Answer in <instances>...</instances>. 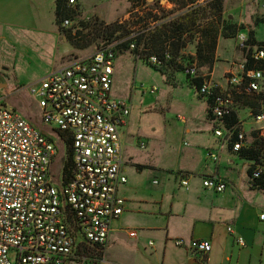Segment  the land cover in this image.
I'll return each instance as SVG.
<instances>
[{
    "label": "built area",
    "instance_id": "built-area-1",
    "mask_svg": "<svg viewBox=\"0 0 264 264\" xmlns=\"http://www.w3.org/2000/svg\"><path fill=\"white\" fill-rule=\"evenodd\" d=\"M68 3L75 5L76 0ZM68 25V20L62 23ZM135 36L134 32L130 38ZM238 38L243 50L246 39ZM116 55L114 45H107L30 87L40 120L52 127L57 141L8 108L0 97V264H111L105 259V247L111 224L124 207V199L118 195L127 181L121 172V132L129 117V106L112 95ZM136 57L162 67L156 55ZM169 57L165 53L164 59ZM250 57L254 62L264 60V49L253 51ZM183 72L192 79L201 78L198 94L210 100L212 120L222 122L236 112L233 97L222 93L212 77L200 75L195 63L185 65ZM224 78L238 95L262 93L263 72L246 69L245 60ZM155 91L151 89V93ZM251 117L264 124V111ZM262 130L260 137H264ZM228 132L234 152L250 146L241 129ZM214 135L221 137L222 132L216 128ZM66 139L71 143L73 167L70 180L63 184L60 177L54 178L51 166L57 143ZM206 157L217 160L211 152ZM250 179L264 180V161L252 169ZM181 185L187 188L188 183L183 180ZM202 185L216 193L226 187L218 177L205 178ZM259 219L264 221V214ZM237 242L243 245L241 238ZM174 244L199 255L211 251L210 242L203 240H177Z\"/></svg>",
    "mask_w": 264,
    "mask_h": 264
},
{
    "label": "crops",
    "instance_id": "crops-1",
    "mask_svg": "<svg viewBox=\"0 0 264 264\" xmlns=\"http://www.w3.org/2000/svg\"><path fill=\"white\" fill-rule=\"evenodd\" d=\"M37 1L39 0H0V42L3 28L17 26V19L26 18L30 23L25 24L24 27H31L38 32L42 31L39 24L34 22L36 12L39 15L40 11V3ZM97 1L100 0H76V4L71 7L76 9L78 6L76 11L86 15L98 13ZM155 1L142 0L143 8L152 5ZM162 1L165 2V0H159V2ZM207 1L209 0H197L196 2L203 4ZM222 1V15L232 23L238 26L242 25L244 29L234 38H224L219 35L211 71L199 74L212 77L219 84V90L222 93L234 98L238 94L235 89L227 85L224 76L234 69L235 65L244 61L243 52L239 48L238 36L242 35L247 39L249 29L255 31V26L256 28L264 26V0ZM103 2L108 4V7L101 8L107 20L117 19L119 8L122 11L121 18L126 17L130 0H103ZM119 4H122V7H119ZM166 6L164 7L166 11L175 8V5L168 0H166ZM72 26L73 23L69 22L65 29H71V35H74L73 32L77 28L72 29ZM56 29L59 40L67 41L65 32L61 33L62 31L60 32L57 26ZM45 33L48 34L49 30L47 29ZM254 38L258 43H264L257 40L255 32ZM233 40L235 43H231ZM197 42V39H194L181 51L183 58L177 60L178 64L183 65L185 62H190L197 66L195 58ZM222 43L223 49L220 46ZM225 53H230V56L226 57ZM92 54L91 48L73 47L71 52L61 57L63 64L58 65L51 72L60 70L70 62L85 59ZM121 55L123 54L116 55L114 62L112 95L117 99L124 100L129 106L127 124L121 132V172L127 181L118 189V195L124 199V207L122 214L111 224V233L105 247V259L107 258L106 260L111 264H264V221L259 219V216L264 212V189L251 187L249 183L251 179L248 181L249 187H231L236 174L238 181H242L243 172L246 170L249 175L248 171L254 163L240 158L239 153L231 149L233 138L228 130L226 133H222L221 137L215 136L213 130L212 143L205 144L206 141L201 137L204 132L201 129L205 115L209 117V103L207 99L198 94V89L192 86L183 71L170 70L167 76L160 73L162 84H153L149 87L140 83L137 93V86L133 83L136 78L133 72L135 78H132V83H129L127 87L128 94L121 91V82L118 76L122 73V67L117 63V59ZM131 56L134 58L133 55ZM139 61L145 64L143 60ZM217 63L222 66L219 76H217L215 68ZM262 82L264 85V76ZM152 88L156 89L153 93H151ZM135 94H138L137 100ZM146 94L153 95V98L151 103H148L149 106L146 107L147 111L143 112L141 105ZM124 96L127 97L124 99ZM0 97L2 98L1 95ZM239 103L235 101L234 105L237 116L241 110H245L248 117L252 118V110L247 107L240 108ZM134 104L140 105V112L143 116L153 113L148 110L159 104L164 105L168 111L172 107L175 110H178V107L182 108L183 114L176 115V119L181 125L172 124L169 119L165 118L162 124L164 129L162 136L157 135L154 142H152V136H148L151 138L149 147L150 144L153 146V143L158 145L163 139L164 145L168 143L169 138H175L176 141V139L183 140L186 136L191 135L196 139L189 149L172 150V152L175 151L178 160L171 168H162L159 161H152V154L140 155L139 151L133 147V140L139 139V136L145 132L139 120L137 124L132 119L131 109ZM253 122L248 124L250 126L248 130H245L242 127L243 122H240V129L245 133L248 143H252L251 138L247 136L250 130L260 134L264 128L263 123H256L254 120ZM132 127L136 130L130 131ZM142 141L144 140L142 139ZM225 143L228 146V152H226L235 154L238 159L225 155V147H223ZM139 147L141 149L142 145ZM207 152L216 154L217 160L208 159ZM239 164H241L240 168L237 169ZM145 169L153 172L154 170L163 171L165 175L162 184L156 179L148 181L144 173ZM208 177H218L222 180L226 185L225 190L222 193H216L203 187L202 181ZM183 180L187 181V188L181 185ZM124 186L125 191L120 194V189ZM122 194L125 195L122 196ZM123 214L134 216L132 224L135 225V228L121 226L120 217ZM227 229H231L232 232H228ZM132 231L135 232L134 236L129 235ZM237 238L242 239L243 245L238 244ZM177 240L184 242L208 241L211 244V251L208 254L199 255L190 251L186 246H175L174 242ZM150 243L152 244L150 245Z\"/></svg>",
    "mask_w": 264,
    "mask_h": 264
},
{
    "label": "rangeland",
    "instance_id": "rangeland-1",
    "mask_svg": "<svg viewBox=\"0 0 264 264\" xmlns=\"http://www.w3.org/2000/svg\"><path fill=\"white\" fill-rule=\"evenodd\" d=\"M37 2L40 3V11L39 15L36 12V15L34 16V22L39 24V28L42 29L41 32L33 30L31 27H24L25 24L27 25L30 23V21L26 18L17 19V26L13 27L12 25V27L10 28L5 27L1 31L2 40L0 42V84L3 85V88H0V95L4 100V104L8 108L16 110L30 123H32L38 130L52 138L54 141H57L56 135H54L51 131L52 127L42 124L40 120V110L37 106L36 101L32 99L29 89L32 85L36 84V82L44 79L58 65L63 64L61 57L64 54L71 52L74 46L71 44L72 42L70 41V38H68L67 34V41L59 40L57 36L58 30L56 29L57 25L55 22L54 0H39ZM96 4L98 13L95 12L93 14L89 13L88 15H86L83 14V12H77L76 9L78 6H76V9L72 8V16L68 19L71 23H73V26L71 28H77V30L73 32L75 34V41L80 45H89L86 48H91V53H94L97 50H100L101 48L107 46L104 45L105 42H103V38L99 37V35L104 31L103 29L105 27L113 23L127 22V29L130 30V38L131 34L136 30L142 28L144 25H150V23H152L154 15H160V12L157 9L159 7L164 9V7L166 6V0L165 2H159V0H156L154 5H148L145 8H143L144 3L142 2V0H130V6L127 9L126 17L121 18L122 11H120L121 8H119V17L115 20H107V18L105 17V13L101 10L102 7H108L107 2L104 3L103 0H100L97 1ZM36 6L38 5L36 4ZM119 7H122V4H119ZM225 19L227 18L222 15V20ZM254 28L257 40L260 42H264V26H260L259 28H256L255 26ZM47 29L49 30L48 34L45 33ZM67 30L70 29L68 28ZM194 39H197V41H199V37L197 35L194 37ZM231 43H235L234 40L231 41ZM98 45H100L101 47H99ZM109 45L115 46L116 42H113ZM220 46L222 47V49L224 48L223 43ZM119 54L120 53L118 52L117 56ZM121 54L123 55L119 56L117 59V63L122 67V73L118 76L121 82V91L128 94L127 87L129 83H132V78L135 77L136 78L133 83L137 86L136 93L139 92L138 89L140 83L149 87L150 85H157L158 83H161L160 72L154 70L153 67L149 66V64L144 62L146 64L145 65L141 61L136 60V56L130 52V49L128 51H123ZM130 54L133 55L135 59ZM225 56L229 57L230 53H225ZM186 59L188 58L186 57ZM189 63L190 62H185L182 67ZM215 68L218 73L217 76L221 75V64L217 63ZM197 69L198 73L208 72L205 67H199L198 62ZM170 70L171 69H169L168 71ZM133 72L135 73V77L133 76ZM180 72H182V70H180ZM165 75L167 76V74ZM262 93H264V90L262 91ZM126 97L124 96V99ZM137 97L138 94H135L136 100L138 99ZM152 98L153 95L149 94H146L143 98L144 100L142 101L141 105V109L143 112L147 111L146 107L149 106L148 103H151ZM239 107H244L241 102L239 103ZM154 109H156L157 111H153ZM181 109L182 108L178 107V110H175V108L172 107V109L168 111L166 110L164 105L161 106L159 104L158 106L156 105L155 107L151 108V110H148L149 112L153 113L144 116L140 112V105L134 104L131 109V116L134 122H136L137 124L140 122V124L142 125V129H145V132L142 133V136H139V139L136 138L135 140H133V147H135L139 151L140 155L152 154V161H159L160 165L164 169L171 168L176 164L178 160L175 151L172 152L173 149L176 151H184L186 149H189L192 147L196 139L192 138L191 135L186 136L183 140L176 139V141L175 138H169L168 143L165 145L163 139L158 145L156 143H153V146H151L150 144L149 147L151 138L148 136H152V142L155 141L157 135H159L160 137L162 136L164 132L162 124L165 118L169 119L170 123L172 124L177 123L178 125H181L180 122L176 119L177 114H183ZM238 116L240 119L239 122H243L242 127L245 130L250 129V126H248V124L254 122L252 118L248 117L247 111L241 110ZM202 122L203 127L201 130L204 133L201 135V137H203V139L206 141L205 144L212 143V139L214 137V129L217 128L222 133H226L227 131L222 122L212 120L210 116L208 117V115H205ZM131 130L135 131L136 129L132 127L130 128V131ZM251 131L253 130H250L247 136H249L251 138V141L253 142L251 133L254 132ZM142 139L144 141H142ZM139 144L143 145L141 149L139 147ZM57 146V155L55 157L54 163L51 166V172L54 178L60 177V170L65 157V148L64 145H62V142H58ZM223 147H225L226 156L229 155L230 158L238 159L235 154L227 153V143H225ZM240 165L241 164L238 165L237 169L240 168ZM144 173L148 181H150L151 179H156L162 184L165 175L163 171L154 170L153 172L151 170L145 169ZM237 177L238 176L236 174L233 185L231 186L232 188L249 187L248 181H250V177L247 174L246 170L243 172L242 181L239 182ZM123 191H125V186L120 189V194L121 192L123 193ZM123 195L125 194H122V196ZM134 219L135 218L133 215L123 214L120 217L121 226L131 229L135 228V225L132 224V221H134Z\"/></svg>",
    "mask_w": 264,
    "mask_h": 264
},
{
    "label": "trees",
    "instance_id": "trees-1",
    "mask_svg": "<svg viewBox=\"0 0 264 264\" xmlns=\"http://www.w3.org/2000/svg\"><path fill=\"white\" fill-rule=\"evenodd\" d=\"M168 1L173 3L175 8L166 11L159 7L157 10L160 12V15H154L152 20V22L158 23L153 27L144 25L135 31L136 36L134 38H129L130 30L127 29V22L108 25L103 29L104 31L99 37L103 38L104 45L116 42L114 46L116 54L128 51L129 46L133 44L134 49L130 50V52L135 56L139 55L143 58L142 56L156 55L162 62V67H151L165 75L169 69L174 71L184 70V66L182 67V65L178 64L177 60L182 57L181 51L188 44L192 43L194 37L197 35L199 41L195 46L196 61L199 67H205L210 72L214 63L218 36L234 38L244 27L242 25L238 26L227 19L222 20V0H209L203 4H198L197 0ZM152 4L154 5L155 2ZM54 5L55 22L59 30L66 32L65 34L70 38L71 44L75 48L83 49L89 46L80 45L74 39L75 34L71 35V29L67 30L62 26V23L68 20L73 12L68 0H54ZM245 45L246 47L242 50L245 68L264 72V60L254 62L250 57L253 50L264 49V43H258L255 40L253 29H249ZM98 46L101 47L100 45ZM165 53H168L170 56L168 60L164 59ZM186 77L191 81L192 86L199 89L201 83L200 77L194 79ZM233 100L240 101L244 107L250 108L253 114L264 111V93L258 95H238ZM208 103H210V100H208ZM222 123L227 130H240V122L236 112L226 117ZM251 136L253 142L250 143V146L238 152L240 158L254 163L253 167L248 171L249 175L256 165L264 161V137H260L258 132L251 133ZM70 144L69 139L64 140L65 157L60 170V181L63 184L67 183L72 175L73 163ZM250 185L253 188L264 189V180H251Z\"/></svg>",
    "mask_w": 264,
    "mask_h": 264
},
{
    "label": "water",
    "instance_id": "water-1",
    "mask_svg": "<svg viewBox=\"0 0 264 264\" xmlns=\"http://www.w3.org/2000/svg\"><path fill=\"white\" fill-rule=\"evenodd\" d=\"M2 86H3V85H0V88H3Z\"/></svg>",
    "mask_w": 264,
    "mask_h": 264
}]
</instances>
